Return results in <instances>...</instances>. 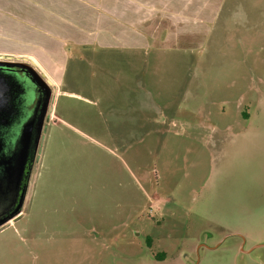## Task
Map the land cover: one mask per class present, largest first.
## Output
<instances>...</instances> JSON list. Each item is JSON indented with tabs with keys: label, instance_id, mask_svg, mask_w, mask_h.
Returning <instances> with one entry per match:
<instances>
[{
	"label": "rangeland",
	"instance_id": "obj_1",
	"mask_svg": "<svg viewBox=\"0 0 264 264\" xmlns=\"http://www.w3.org/2000/svg\"><path fill=\"white\" fill-rule=\"evenodd\" d=\"M150 27L148 46H102L70 63L65 88L89 100H50L59 119L41 125L21 211L0 226V264H264V0H227L182 49ZM53 129L65 132L61 178L70 170L79 191L88 169L95 179L90 234L75 221L71 240L45 229L52 209L36 202Z\"/></svg>",
	"mask_w": 264,
	"mask_h": 264
},
{
	"label": "crops",
	"instance_id": "obj_2",
	"mask_svg": "<svg viewBox=\"0 0 264 264\" xmlns=\"http://www.w3.org/2000/svg\"><path fill=\"white\" fill-rule=\"evenodd\" d=\"M226 2L227 0H0V54L21 57L31 62L52 81L56 92L54 98L63 94L89 100L75 90L65 88L68 87L69 67L73 60L90 63L93 53L91 50L102 46H122L129 49L148 46L151 40L155 41L157 38L156 29L150 27L155 23L161 26V30L164 29L161 32L164 41L171 37L176 44L179 43L177 47L182 49L186 47L187 38L197 37L211 21L219 18ZM192 8L195 9V16L189 13ZM189 17L197 24L192 31L187 27ZM177 23L185 25L178 30L175 26ZM145 25L148 33L141 30H145ZM173 32L176 33L168 35ZM56 118L59 119L53 107L50 120ZM63 134L65 132L60 129L50 131L52 136L49 144L56 153L53 152V159L50 165L47 163L45 176L40 179L36 202L40 207L52 209L47 212L54 217L53 224L45 226V229L51 233L62 232V237L71 240L76 239L75 221L78 222L79 229L82 227L84 232L87 230L90 234L91 230L88 229L91 228H86L83 222L92 202L91 187L95 179L89 176L88 169L83 178H80L83 190L79 191L72 183L70 170L67 178H61L56 165L59 153L63 152V157L67 147L64 145L65 139L60 138ZM95 144L99 145L97 142ZM70 159L69 156L68 161ZM94 163L99 167L100 173V159H96ZM98 176L100 174L96 177ZM32 202V198L28 200V206L22 215L26 214ZM68 206L82 211L83 214L79 215L81 218H76L80 212H75V208L70 213ZM60 216H67L72 222L69 220L68 223H60L57 220ZM89 234L85 233L81 238L86 239Z\"/></svg>",
	"mask_w": 264,
	"mask_h": 264
},
{
	"label": "flooded vegetation",
	"instance_id": "obj_3",
	"mask_svg": "<svg viewBox=\"0 0 264 264\" xmlns=\"http://www.w3.org/2000/svg\"><path fill=\"white\" fill-rule=\"evenodd\" d=\"M0 72L15 76L21 84L22 92H14L16 111L11 115L6 110L0 113V219L11 213L21 200L24 187L27 184L29 168L34 157L37 138L41 131L39 121L48 120L52 114L50 103H53L51 87L42 81L36 85L32 81V74L17 67L0 66ZM45 78H47L44 75ZM54 87V86H53ZM55 90V88H54ZM13 89L11 90V93ZM18 94V95H17ZM5 109V108H4ZM50 120V119H49ZM49 122V121H48ZM46 125L44 124V129ZM23 138L22 142V136ZM30 136L28 146L27 137ZM32 136V137H31ZM27 144L28 157H25L23 144ZM25 160V172L21 178V167ZM17 173V177L16 174ZM19 173V174H18ZM15 176V180L14 179ZM21 178V179H20ZM14 182V183H13Z\"/></svg>",
	"mask_w": 264,
	"mask_h": 264
},
{
	"label": "water",
	"instance_id": "obj_4",
	"mask_svg": "<svg viewBox=\"0 0 264 264\" xmlns=\"http://www.w3.org/2000/svg\"><path fill=\"white\" fill-rule=\"evenodd\" d=\"M19 59L22 61H27L26 59H22L21 57L16 58L13 55H7V54L2 53L0 54V66L21 68L25 70L26 72L32 74V77H31L32 81L36 85L42 86V83H41L42 81L46 86L50 87L49 84H52V81L50 79H47V81H45L43 77L34 69L33 66L26 64L25 62L19 61ZM14 60H18V61H14ZM12 89H13V92L11 93ZM14 92L16 93L22 92L21 84L18 82L15 76H11L10 74H5L3 72H0V112L6 110V113L8 115L9 114L11 115L12 113L16 111V106L14 102V96H16V93L14 94ZM54 99L55 98H53V100ZM51 110L53 111V106L51 107ZM42 122H43V118L41 117L39 121V125H41ZM26 186L24 187L22 191L20 203L18 204L16 209H14L7 216L0 219V226L6 221H8L9 219H11L12 217L16 216L21 211L22 203H23L25 193H26ZM254 248L255 247L251 248L250 251Z\"/></svg>",
	"mask_w": 264,
	"mask_h": 264
}]
</instances>
